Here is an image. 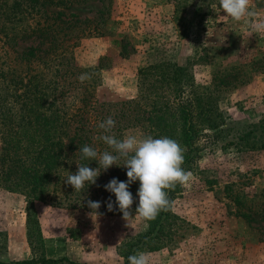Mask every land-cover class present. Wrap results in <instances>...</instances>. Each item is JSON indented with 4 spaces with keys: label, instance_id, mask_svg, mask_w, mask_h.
Wrapping results in <instances>:
<instances>
[{
    "label": "rangeland",
    "instance_id": "374dc122",
    "mask_svg": "<svg viewBox=\"0 0 264 264\" xmlns=\"http://www.w3.org/2000/svg\"><path fill=\"white\" fill-rule=\"evenodd\" d=\"M251 3L257 17H264V0ZM67 12L78 20H92L81 26L93 28L97 22L101 28L100 35L96 31L75 38L71 50L80 68L96 65L103 57L102 69L86 80L98 101L135 98L138 69L163 60L183 66L197 92L212 88V76L219 71L237 70L249 78L216 94L229 134L217 141L200 139V156L187 170L192 179L180 185L158 236L150 237L155 230L144 236L155 219L144 220L136 213L128 220L121 215L95 220V213L92 219L86 210L41 201L32 203L38 227L31 224L29 231L24 196L0 187V260L45 256L128 264L130 255L145 252L150 264H264V147L234 143L237 131L264 116V33L254 32L248 21L225 15L219 0H85ZM38 42L20 41L16 49ZM46 46V41L40 45ZM13 56L0 36V69L5 70ZM37 63L18 68L40 75L44 87L60 88L63 82L56 104L70 110L84 84L80 74L55 75L54 63ZM128 134L151 135L140 128L127 129L124 137Z\"/></svg>",
    "mask_w": 264,
    "mask_h": 264
},
{
    "label": "trees",
    "instance_id": "16d2710c",
    "mask_svg": "<svg viewBox=\"0 0 264 264\" xmlns=\"http://www.w3.org/2000/svg\"><path fill=\"white\" fill-rule=\"evenodd\" d=\"M2 1L5 3L0 4V36L5 38V44L14 52V56L9 57L11 61L6 64L5 70L0 69V187L24 196L29 231L31 224L38 227V220L32 213L34 201L88 212L93 211L88 201H99L97 211L100 215L123 216L115 203V195L107 191L104 185L112 178L127 181L125 167L113 165L107 171L101 170L96 183L86 184L81 191H75L64 182L70 172L77 171L76 163L98 167L95 160L82 158L80 149L84 145L98 152L111 151L102 140L96 139L103 134L98 124L109 116L116 122L112 132L118 139L124 138L127 129L140 128L153 138L166 136L176 140L185 150L182 167L186 171L200 156V139L217 141L229 134L230 129L225 127V117L218 107L216 94L247 81L249 76L240 75L237 70L213 74L212 88L197 92L193 89L194 81L191 76L188 77L183 66L168 60L151 62L138 69V93L135 98L98 101L93 86L85 81L80 95L73 97L70 110L61 109L56 100L63 94L62 90H58L62 89L63 82L60 88L51 84L49 88L44 87L38 81L40 75L36 77L28 70L23 73L18 64L31 66L38 62V65L46 66L54 63L55 75L87 73L92 79L102 69L103 57L96 65L80 68L71 50L77 42L75 38L96 31H100V35L101 28L97 22L93 28L81 26L92 20H78L75 13L67 12L73 4L85 0ZM31 38L39 39L38 44L25 46L20 51L16 49L20 41ZM72 39L74 41L70 43ZM43 41L47 42L44 49L40 47ZM124 51L125 45L122 44L120 53ZM49 94L51 102L48 100ZM254 131L255 135H252ZM234 136V143L243 147H264V116L237 131ZM138 188V180L129 186L134 197L132 214L138 205ZM179 188L180 184H177L175 190H167L170 206ZM109 200L113 203V211H108ZM170 206L159 212L144 233L145 237L154 230L150 237L158 236L163 219L171 215ZM0 264L89 263L75 262L67 257L39 256L9 262L0 260Z\"/></svg>",
    "mask_w": 264,
    "mask_h": 264
},
{
    "label": "clouds",
    "instance_id": "9594fccd",
    "mask_svg": "<svg viewBox=\"0 0 264 264\" xmlns=\"http://www.w3.org/2000/svg\"><path fill=\"white\" fill-rule=\"evenodd\" d=\"M221 11L234 21H248L254 32L264 33V17H257L252 8L251 0H219ZM256 18L255 23H251ZM91 77L87 73L78 76L81 83ZM115 120L109 116L98 124L103 134L96 137L108 146L109 150L98 152L93 147L84 145L80 151L82 158L95 160L98 167L77 164V171L66 177L65 183L71 185L75 191H81L87 184H95L101 170L107 171L113 165L127 169V181L112 178L105 189L115 195V203L123 218L128 220L132 215L131 207L134 197L129 186L139 181L137 195L139 197L135 213L144 220H153L162 210H167L170 200L167 190H175L177 184L187 185L192 179V173L186 171L184 163V149L174 139L169 137L153 138L151 135L138 138L128 134L118 139L112 132ZM123 159V163L119 161ZM88 206L95 212V220L100 215L99 201H88ZM108 211H113V203L109 200ZM93 211L90 213L92 216ZM93 219V216H92ZM128 264H150V256L145 252H138L128 257Z\"/></svg>",
    "mask_w": 264,
    "mask_h": 264
}]
</instances>
